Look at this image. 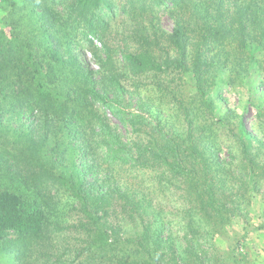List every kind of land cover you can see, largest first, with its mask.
Listing matches in <instances>:
<instances>
[{"label": "trees", "instance_id": "obj_1", "mask_svg": "<svg viewBox=\"0 0 264 264\" xmlns=\"http://www.w3.org/2000/svg\"><path fill=\"white\" fill-rule=\"evenodd\" d=\"M253 78L264 98V0H0V264H181L155 203L178 190L211 228L239 215L264 102L249 128L218 83ZM60 191L82 245L51 243Z\"/></svg>", "mask_w": 264, "mask_h": 264}, {"label": "rangeland", "instance_id": "obj_2", "mask_svg": "<svg viewBox=\"0 0 264 264\" xmlns=\"http://www.w3.org/2000/svg\"><path fill=\"white\" fill-rule=\"evenodd\" d=\"M160 22L165 30H172L173 22L167 14L160 15ZM87 56L89 63L93 64L90 54ZM254 79L234 87L218 83L222 96L226 98L227 107L243 114L249 128L255 126L257 106L264 102ZM219 148V157L226 160L228 157L226 147ZM259 180L258 189L249 188L245 191L247 196L241 204L239 215L233 217L234 220L222 228H211L209 225L197 223L193 214L191 217L185 211L186 204L180 198L178 190L170 192L166 200L162 199L155 203V209L169 225L163 237H170L181 264H200L194 259L195 253H198L201 264H264V176L259 177ZM50 205L52 211V215L49 214L50 221L68 227L60 230L58 237H61L52 240L51 243L64 247L82 245L84 234L79 228L71 227L81 219L73 199L62 191L54 192ZM110 219L117 220V215L111 213ZM127 229L130 233L134 231L133 226ZM166 250L164 248V251Z\"/></svg>", "mask_w": 264, "mask_h": 264}, {"label": "built area", "instance_id": "obj_3", "mask_svg": "<svg viewBox=\"0 0 264 264\" xmlns=\"http://www.w3.org/2000/svg\"><path fill=\"white\" fill-rule=\"evenodd\" d=\"M95 43H96L97 45H99V43H98L97 41H96Z\"/></svg>", "mask_w": 264, "mask_h": 264}]
</instances>
